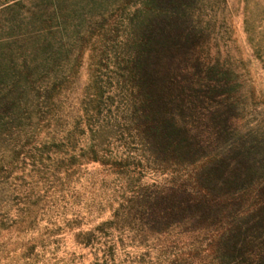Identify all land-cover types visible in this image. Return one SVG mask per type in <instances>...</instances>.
Here are the masks:
<instances>
[{
    "label": "trees",
    "instance_id": "trees-1",
    "mask_svg": "<svg viewBox=\"0 0 264 264\" xmlns=\"http://www.w3.org/2000/svg\"><path fill=\"white\" fill-rule=\"evenodd\" d=\"M204 4L0 0V212L20 157H47L51 188L95 164L126 179L132 203L115 217L157 240L156 264H264V121H247L264 92L244 88L242 59L220 58ZM149 174L164 184L142 183ZM114 223L77 238L96 249ZM104 245L94 264H120Z\"/></svg>",
    "mask_w": 264,
    "mask_h": 264
},
{
    "label": "rangeland",
    "instance_id": "rangeland-1",
    "mask_svg": "<svg viewBox=\"0 0 264 264\" xmlns=\"http://www.w3.org/2000/svg\"><path fill=\"white\" fill-rule=\"evenodd\" d=\"M204 1L201 25L210 29L211 41L218 45L222 60L234 63L243 60V64L234 68L241 75L244 88L249 90L253 86L260 99L264 92V63L254 54L251 43H264V0H226V4L222 0ZM26 4L23 16L29 14V9L36 8L34 3ZM124 14H114L112 19L126 23ZM100 18L97 16L95 20ZM75 42L81 43L82 40L78 38ZM247 121L251 125L264 121L263 102L253 108ZM31 157H20L14 178L7 185L13 198L0 212V222L3 215L8 217L3 220L6 226L0 229V264H94L96 255L102 256L105 243L114 245L117 263L133 261L138 264L140 259H143L142 264L157 263L158 249H161L154 248L157 240L150 239L142 244L137 231L140 227L124 225L122 221L119 223V216L115 217L123 215V210L132 203V190L125 178L99 165L89 164L65 181L64 186L51 188L49 180L54 178L49 172L45 176L40 174L44 164H50L47 157L41 159L38 155L36 160ZM164 179V176L149 174L142 183L164 184ZM27 193L31 194L29 200L26 199ZM33 204H37V209ZM29 206L38 212L37 217L32 224L25 220L21 223L20 217ZM15 220L21 230L13 224ZM108 220L115 222L114 227H105L107 234L100 239L96 249L85 246L77 238L80 231L89 232Z\"/></svg>",
    "mask_w": 264,
    "mask_h": 264
}]
</instances>
